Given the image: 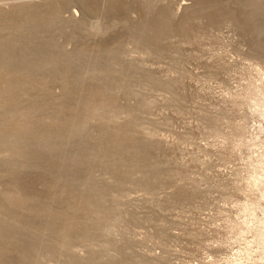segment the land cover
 <instances>
[{
	"label": "rangeland",
	"instance_id": "374dc122",
	"mask_svg": "<svg viewBox=\"0 0 264 264\" xmlns=\"http://www.w3.org/2000/svg\"><path fill=\"white\" fill-rule=\"evenodd\" d=\"M263 220L264 0H0V264H264Z\"/></svg>",
	"mask_w": 264,
	"mask_h": 264
},
{
	"label": "bare ground",
	"instance_id": "6f19581e",
	"mask_svg": "<svg viewBox=\"0 0 264 264\" xmlns=\"http://www.w3.org/2000/svg\"><path fill=\"white\" fill-rule=\"evenodd\" d=\"M262 226H263V229L261 230L262 232H261V235H260V236H261V238H262V241L264 242V220H263V225H262ZM262 226H261V227H262ZM259 233H260V232H259Z\"/></svg>",
	"mask_w": 264,
	"mask_h": 264
}]
</instances>
